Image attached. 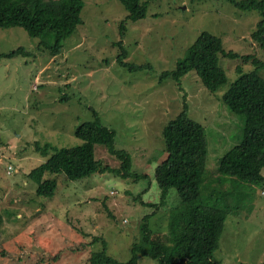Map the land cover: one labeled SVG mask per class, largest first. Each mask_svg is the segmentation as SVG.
Wrapping results in <instances>:
<instances>
[{"label": "rangeland", "instance_id": "374dc122", "mask_svg": "<svg viewBox=\"0 0 264 264\" xmlns=\"http://www.w3.org/2000/svg\"><path fill=\"white\" fill-rule=\"evenodd\" d=\"M84 3L83 24L57 55L46 46L51 37H33L22 27L0 28V55L26 50L0 60V264H91L89 258L105 246L108 255L127 262L133 245L142 242L145 216L150 215L152 231L167 232L170 212L181 198L172 188L161 205L155 172L167 155L163 130L186 103L189 115L206 129L203 195L232 189L230 181L217 182L219 165L242 142L245 119L229 109L223 96L240 78L238 67L243 73L256 69L254 59L264 77V50L252 38L260 13L238 9L231 0H149L146 17L128 21L123 37L121 24L129 13L120 0ZM203 31L240 56L220 55L228 83L212 92L196 71L180 85L163 79ZM124 49L126 62L144 68L121 65ZM246 55L253 57L248 61ZM94 111L116 132V148L131 155L133 176L106 171L70 181L46 174L44 180L58 183L55 195H38L30 172L50 158L53 148L81 145L75 132L95 121ZM36 143L51 145L48 155ZM95 157L103 166L121 167L105 145H96ZM234 190L238 211L229 215L214 259L264 264V182H241ZM138 264L162 263L141 256Z\"/></svg>", "mask_w": 264, "mask_h": 264}, {"label": "trees", "instance_id": "16d2710c", "mask_svg": "<svg viewBox=\"0 0 264 264\" xmlns=\"http://www.w3.org/2000/svg\"><path fill=\"white\" fill-rule=\"evenodd\" d=\"M120 1L129 13L121 24L124 37L128 21L137 22L146 17L149 0ZM231 2L238 9L260 13L261 20L252 38L264 50V0ZM84 6V0H0V28L22 27L33 37H51L54 43L47 41L46 46L50 55H57L62 51L64 41L83 24ZM25 52L24 48H19L1 54L0 60L11 59ZM221 54L230 58L240 57L237 53L225 51L221 38L203 31L189 49L188 55L178 62L176 69L165 72L162 78L173 79L180 85L185 75L196 71L202 84L216 92L228 83V76L219 65ZM127 57L128 52L124 49L118 62L132 71L144 68L126 62ZM244 57L250 61L253 56ZM253 62L256 69L248 73H243L242 68L238 67L240 78L223 96L229 109L243 115L245 119L242 142L229 150L219 165L221 175L217 182L224 185L230 181L232 189L226 193L214 190L210 196L203 195L208 159L206 129L189 115L186 103L184 109L163 130L167 155L155 172L156 181L162 189L161 205L166 203L172 188L177 189L181 198L180 205L170 212L169 230L152 231L148 224L150 215L145 216L142 242L133 245V255L129 261L120 262L108 255L105 246L89 258L91 264H138L141 256L153 258L162 264H219L214 256L220 247L226 221L239 207L234 189L241 182L251 185L264 182V77L259 74L260 62L257 59ZM94 115L95 121L82 124L75 132L83 141L81 145L53 148L50 158L30 172L29 177L38 183V195H55L58 183L54 178L44 180L46 174L65 175L70 181L106 171H113L124 178L133 176L131 155L116 148V132L101 123L96 111ZM36 144L44 155H48L49 148H52L49 144L43 147ZM98 144L108 147L121 160L120 168L103 166L96 159L95 147ZM153 206L157 207L158 204Z\"/></svg>", "mask_w": 264, "mask_h": 264}, {"label": "built area", "instance_id": "2783aa9c", "mask_svg": "<svg viewBox=\"0 0 264 264\" xmlns=\"http://www.w3.org/2000/svg\"><path fill=\"white\" fill-rule=\"evenodd\" d=\"M9 169L11 170V169H12V167L10 166V167H9Z\"/></svg>", "mask_w": 264, "mask_h": 264}, {"label": "clouds", "instance_id": "9594fccd", "mask_svg": "<svg viewBox=\"0 0 264 264\" xmlns=\"http://www.w3.org/2000/svg\"><path fill=\"white\" fill-rule=\"evenodd\" d=\"M12 167V166H11ZM12 169H13V167H12Z\"/></svg>", "mask_w": 264, "mask_h": 264}]
</instances>
